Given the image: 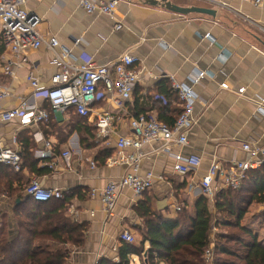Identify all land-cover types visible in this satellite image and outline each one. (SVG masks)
Returning <instances> with one entry per match:
<instances>
[{
  "label": "crops",
  "instance_id": "obj_1",
  "mask_svg": "<svg viewBox=\"0 0 264 264\" xmlns=\"http://www.w3.org/2000/svg\"><path fill=\"white\" fill-rule=\"evenodd\" d=\"M80 1L26 0L24 7L40 19V34L47 39L55 37L61 47L70 50L76 61L89 60L96 65H106L127 52L137 58L135 66L139 77L130 99L123 101L121 107L108 100L93 105L96 111L114 113L118 133H129V118L136 116L138 111L158 118L157 107L162 102L157 98L154 100V95H158L157 83L160 80H169V76H173L179 82H188L187 76L193 69L208 73L192 86L197 96L193 110L196 121L188 130L187 145L170 148V153L199 156L200 164L186 176H180L173 171L174 160L161 150L160 142L145 143L141 149L144 156L139 171L140 174L151 171L154 174L153 185L140 196H135L129 188H123L112 215H107L98 195H90L92 189L100 190L109 180L120 177L125 171L123 165H108V157L102 163L98 158L100 149L105 147L112 148L111 154L114 155L112 144L107 145L104 139L95 135L98 143L84 149L78 133L72 131L65 143L59 145L56 135L43 133L42 124L28 127H21L17 121L0 124V140L10 145L15 134L20 150L18 137L22 132L28 134L35 146L32 156L36 160V169L47 170L36 175L21 166L20 181L9 179L7 182L0 175L1 184L11 183L12 188H16L35 178L44 187H56L63 193L72 194L65 214L71 221L85 223L87 230L81 246H59L68 251L67 264H96L101 257L118 260L119 234L124 228L134 236L135 242L141 238L138 228L143 226L144 220L136 213L140 200L147 198L153 210L164 216H174L175 207L180 206L177 196L188 203L199 196V180L214 158L221 165H227L233 160L248 158V153L242 149L243 143L264 148V0L257 5L246 0H168L182 7L214 10V16L177 14L160 2L149 4L147 0H119L113 17L96 11L87 13ZM118 22L122 27L115 29ZM75 39H80L79 45L74 43ZM1 45L0 83L10 92L1 108L17 105L18 97L23 96L47 110V102L31 97L26 74L31 69L40 85L49 87L57 69L52 62L51 51L45 45L24 49L22 54L28 63L12 66V74L8 75L3 73L2 66L10 59V53ZM222 83L226 87H222ZM240 88H243L242 93L237 91ZM259 102L262 111L258 109ZM175 103L172 100L170 109H177ZM71 115L68 108L62 112L53 111L50 118L56 126L67 129ZM35 132H40L43 139L37 141L33 137ZM45 141L50 143V155L38 158L35 152L45 149ZM63 150L70 151L69 167L61 158ZM50 161L53 168L47 166ZM91 161L95 163L94 167L90 166ZM22 192L26 195L24 190ZM16 195L0 190V224H4L9 238L17 233L14 206L19 199ZM259 207L263 209L262 203H252L243 223L264 244V234L253 226L261 216L250 223L247 219L249 214L259 213ZM42 244L51 242L44 240ZM145 247H148L147 241ZM130 264H141L137 255L131 257Z\"/></svg>",
  "mask_w": 264,
  "mask_h": 264
},
{
  "label": "built area",
  "instance_id": "obj_2",
  "mask_svg": "<svg viewBox=\"0 0 264 264\" xmlns=\"http://www.w3.org/2000/svg\"><path fill=\"white\" fill-rule=\"evenodd\" d=\"M26 0H0V41L10 53V59L2 66L3 73L12 74V66L26 65L28 59L23 50L36 49L45 45L52 53V62L57 67L51 77V85H40L35 73L29 69L26 80L31 90L32 98H41L48 103L54 112H62L73 107L76 112L86 118L88 124L96 128V136L105 140L107 145L112 144L115 154L107 158L110 166H125L124 173L115 179L109 180L100 190L92 189L91 196L98 195L107 215H112L117 197L123 188H129L135 196L142 195L153 185L154 174L147 171L140 174V161L144 156L142 146L148 142H160L161 150L170 154L174 160L173 171L180 176H186L192 169L200 164V157L195 154L183 156L179 153H170L173 146H185L188 143V130L194 125L196 119L193 115L194 103L197 96L192 88L205 76L206 70L193 69L187 76L188 82H179L169 76L172 90L176 93L181 112L172 125L160 121L153 114L140 113L131 116L128 121L129 133L120 134L115 129V115L112 112L96 111L93 105L103 100L110 101L114 106L121 107L122 102L129 100L138 82L139 71L136 69L137 58L130 53H123L106 65H96L91 61H76L70 50L61 47L55 37L44 38L38 31L40 19L30 14L24 7ZM254 5L261 0H246ZM119 0H81L80 5L87 13L99 12L113 17ZM120 29L122 23L115 24ZM74 43H80L75 39ZM75 60V61H74ZM226 87L225 83L221 84ZM243 92V88L237 90ZM10 96L7 86L0 83V124L17 121L21 127L43 123L48 116L47 110L36 102H30L26 97H18L17 105L1 108L2 102ZM166 103L164 96L154 95V99ZM262 111L261 102L258 103ZM38 141L43 139L40 132L33 133ZM45 149L36 150L38 158L50 155V143L45 141ZM130 149V152H126ZM242 149L248 153L244 160H233L227 165H221L215 158L209 165L206 173L199 180L200 192L212 202L215 192L221 188H238L246 179L248 170L258 168L264 162V148L243 143ZM61 158L69 167L70 151L63 150ZM0 164L9 167L14 172H20L22 157L17 137H11V143L6 144L0 140ZM53 168V162L47 164ZM94 167L95 163L90 162ZM26 195L34 201H47L59 198L62 191L56 187L47 188L32 178L24 188ZM264 209V202L262 203ZM181 206H176L179 211ZM119 240L134 243V236L124 228L119 234ZM213 247L210 243L209 249ZM206 258L211 257L207 250Z\"/></svg>",
  "mask_w": 264,
  "mask_h": 264
},
{
  "label": "trees",
  "instance_id": "obj_3",
  "mask_svg": "<svg viewBox=\"0 0 264 264\" xmlns=\"http://www.w3.org/2000/svg\"><path fill=\"white\" fill-rule=\"evenodd\" d=\"M157 86L158 94L166 99L165 104L157 107V119L172 125L182 108L169 80L163 78ZM172 100L176 102L177 109H170ZM69 110L72 114L70 124L67 129H62L51 121L53 111L48 105L47 119L41 123L43 133L56 135L61 145L70 132L76 131L82 148L94 147L98 143L96 128L90 126L73 107H69ZM140 113L146 112H136L137 115ZM26 131L29 133V129ZM18 138L22 167L36 175L46 173V169L38 170L35 167L36 160L32 156L35 146L30 136L22 132ZM99 153L98 158L102 163L112 155V148L105 147ZM20 172L0 164V175L7 182L9 179L20 181ZM27 184L28 181L12 188L11 183L3 186L0 182V190H7L13 195L17 193L16 198L19 199L14 206L16 235L9 238L4 224H0V264H67L68 251L59 245L81 246L87 230L85 223L71 221L65 214L72 194L62 192L56 199L34 201L22 192ZM263 202L264 162L258 168L248 170L246 179L238 188L217 190L212 202L203 193L191 203L181 201V208L174 216H164L153 210L149 200L143 198L136 207V213L144 220L143 226L138 228L141 238L135 243L119 241L118 260L101 257L96 264H130L133 255L138 256L141 264H264V244L243 223L249 206ZM218 227L225 230L212 234L213 228ZM44 240H50L51 244H42ZM211 242L213 247L209 249ZM207 250L211 251L210 258L205 256Z\"/></svg>",
  "mask_w": 264,
  "mask_h": 264
},
{
  "label": "water",
  "instance_id": "obj_4",
  "mask_svg": "<svg viewBox=\"0 0 264 264\" xmlns=\"http://www.w3.org/2000/svg\"><path fill=\"white\" fill-rule=\"evenodd\" d=\"M158 2H160L159 4H161L167 10H170V11L177 13V14L186 15L189 13H203V14H209L212 16H214V14H215L214 10H211V9L196 7V6L182 7V6H178L176 4H173V3L169 2L168 0H159V1L147 0L146 3L157 4ZM145 255H146V252H144V256Z\"/></svg>",
  "mask_w": 264,
  "mask_h": 264
},
{
  "label": "rangeland",
  "instance_id": "obj_5",
  "mask_svg": "<svg viewBox=\"0 0 264 264\" xmlns=\"http://www.w3.org/2000/svg\"><path fill=\"white\" fill-rule=\"evenodd\" d=\"M181 201H183V197H178L177 196V203L181 205ZM178 204H175V206L178 205ZM211 209H212V213L215 214V209L213 207ZM259 211H260L259 213L257 212L258 214L256 213V215H253V216H251L248 213L249 215H248L247 219L249 220L248 222L250 223L251 221L254 220V218H256L257 216L260 215L261 216V219L256 220L253 223V226L256 227V230L258 229V231L261 234H264V209H262L261 207H259ZM250 212H253V210H251ZM221 230H225V229H221L219 227L218 228H213L212 234H215L217 232H220Z\"/></svg>",
  "mask_w": 264,
  "mask_h": 264
}]
</instances>
